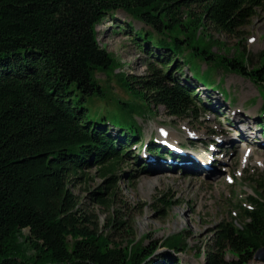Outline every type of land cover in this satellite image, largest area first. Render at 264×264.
Wrapping results in <instances>:
<instances>
[{"label":"trees","instance_id":"16d2710c","mask_svg":"<svg viewBox=\"0 0 264 264\" xmlns=\"http://www.w3.org/2000/svg\"><path fill=\"white\" fill-rule=\"evenodd\" d=\"M262 4L0 0V264H178L169 251L182 252V239L143 243L144 238L127 231L128 215L109 209L115 194L106 190L114 185L120 158L131 147L139 144L158 159L175 156L155 140L141 146L140 128L132 118L140 105L117 101L122 113L131 117L124 124L87 112V105L103 95L93 72L113 70V58L99 46L95 27L117 10L147 26L133 29L127 22L128 29L118 28L129 32L137 47L148 49L157 65L148 62L145 76H115L147 106L186 117L196 109L206 110L194 85L186 81L189 77H179L181 65L191 69L189 60L205 64L203 71L191 69L190 74L202 86L217 87L209 75L221 68L264 87V50L254 60L244 49L228 57L215 54L210 50L215 40L205 33L208 26L235 33ZM220 93L226 100L222 89ZM257 113L264 118V105ZM92 165L106 182L105 192H89L96 205L110 210L101 228L69 188ZM249 182L252 194L234 204L228 221L216 224L201 264H246L264 248V174L250 176ZM157 199L164 207L171 205ZM159 247L168 251L155 253ZM226 252L233 259L226 260Z\"/></svg>","mask_w":264,"mask_h":264},{"label":"rangeland","instance_id":"374dc122","mask_svg":"<svg viewBox=\"0 0 264 264\" xmlns=\"http://www.w3.org/2000/svg\"><path fill=\"white\" fill-rule=\"evenodd\" d=\"M127 22L133 29H147V26L132 20L120 10L106 16L95 27L99 46L113 58V70L97 68L93 72L103 95L87 105V112L91 116L95 114L110 122L124 124L131 117L122 113L117 101L123 100L132 106L138 104L140 107L133 111L132 118L140 128L138 139L141 146L155 140L161 145L170 144L178 148H174L177 151L193 152L189 143L194 141L195 147H202L208 153L206 160L210 159L211 165L203 161L198 171L188 172L189 169L183 165L178 167L153 161L156 159L145 155V149L136 144L120 158L114 172V185L106 190L109 192L112 189L115 194L109 209L118 208L120 213L128 215L130 227L127 231H131L134 238L142 237L143 243L159 245L165 239L177 236L182 239L183 251L169 252L178 259V264H201L203 250L211 242L216 224L228 221L234 204L242 203L245 195L252 194L249 177L264 174V118H257V112L264 105V89L261 90L264 87L221 68L210 73L211 79L208 77L211 84L218 82L217 87L202 86L191 79L190 74L191 69L197 73L203 71L205 64L192 59L189 60L191 69L181 65L179 77H189L186 81L194 85L193 89L206 110L196 109L189 116L174 117L167 115L162 106H147L144 100L124 90L115 76L117 72L145 76L148 62L157 65L152 54H148V49L144 51L137 47L130 40L129 32L118 28L121 25L123 29H128ZM205 33L215 40L211 52L228 57L244 49L254 60L256 54L264 50V0L248 22L239 26L235 33L219 32L211 26ZM149 48L150 52L154 51L150 45ZM221 89L226 100L220 93ZM160 129L162 132L169 131L170 135L161 136ZM221 140L226 142L220 143ZM209 143L215 149V152L211 150V154ZM200 152L199 155L204 156ZM139 157L144 163L148 162L146 167L141 166L137 160ZM207 166L214 172H208L205 169ZM78 177L69 188L85 212L96 216L101 228L110 210L96 205L90 193L98 188L105 192L102 189L106 184L105 178L99 176L95 165L85 169ZM157 198L168 200L171 205L164 207ZM167 251L159 247L155 253ZM223 255L226 260L233 259L228 252ZM246 264L264 262L252 259Z\"/></svg>","mask_w":264,"mask_h":264},{"label":"bare ground","instance_id":"6f19581e","mask_svg":"<svg viewBox=\"0 0 264 264\" xmlns=\"http://www.w3.org/2000/svg\"><path fill=\"white\" fill-rule=\"evenodd\" d=\"M160 133H162V135L161 136H167V135H170L169 134V131H164V132H162L161 131V129L160 130H158ZM240 132V131H239ZM160 136V135H159ZM175 135L173 134L172 135V137H174ZM199 141V140H198ZM195 142H197V141H195ZM224 143V142H226V141H222L221 140V142L220 143ZM224 145V144H223ZM210 148V147H209ZM202 150V149H201ZM204 155L206 154L205 152H202ZM217 153V152H216ZM198 154V155H197ZM208 154V153H207ZM180 155H181V157H182V161H180L181 163H182V165L184 166V167H187L189 170H187L188 172H190L191 170H193V171H198L199 170V166H200V164H202V162L203 161H205L206 162V164H210L211 162H210V159H208V160H206L207 158H203V156H200L199 155V153H198V151H193V152H191V151H187V150H184L183 152H182V150H181V152H180ZM197 156V157H196ZM191 157V158H190ZM190 158V159H189ZM183 159H187L186 161H183ZM203 159V160H202ZM215 159V158H214ZM179 160V159H178ZM197 162V163H196ZM217 162V161H216ZM158 163V162H157ZM162 164H166V163H164V162H161ZM190 164V165H189ZM214 164V163H213ZM182 165H180V166H182ZM188 165V166H187ZM211 165V164H210ZM206 170H208V172H214V169L212 170V169H208V166L205 168ZM214 175V174H213Z\"/></svg>","mask_w":264,"mask_h":264},{"label":"water","instance_id":"95a60500","mask_svg":"<svg viewBox=\"0 0 264 264\" xmlns=\"http://www.w3.org/2000/svg\"><path fill=\"white\" fill-rule=\"evenodd\" d=\"M253 259L264 262V248L256 250L253 254Z\"/></svg>","mask_w":264,"mask_h":264}]
</instances>
